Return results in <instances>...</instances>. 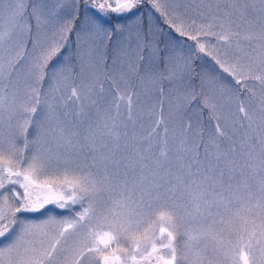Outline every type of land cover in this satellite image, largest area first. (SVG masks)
<instances>
[{
  "label": "snow or ice",
  "instance_id": "6c2138e0",
  "mask_svg": "<svg viewBox=\"0 0 264 264\" xmlns=\"http://www.w3.org/2000/svg\"><path fill=\"white\" fill-rule=\"evenodd\" d=\"M0 264H264V0H0Z\"/></svg>",
  "mask_w": 264,
  "mask_h": 264
},
{
  "label": "rangeland",
  "instance_id": "374dc122",
  "mask_svg": "<svg viewBox=\"0 0 264 264\" xmlns=\"http://www.w3.org/2000/svg\"><path fill=\"white\" fill-rule=\"evenodd\" d=\"M186 3L190 2V0H185ZM141 12L147 14L149 12V6H145L143 9H141ZM158 15V14H155ZM191 43V42H189ZM202 62V61H201ZM199 63V62H198ZM248 85L250 87H255L257 90H259V83L256 81H247ZM107 87V85H106ZM232 93L233 95H240L242 98V94H243V90L242 89H238L236 87H233L232 89ZM109 100L111 99V97H108ZM143 103V102H142ZM232 111L235 112V104L232 105ZM204 127H207V113H205L204 115ZM147 122L145 123V126H147ZM71 213H69L67 210H60L55 208V206L49 205L45 210H42L41 213H33V214H25L26 216L33 218V219H44L46 218L48 215H56L57 217H64V216H68Z\"/></svg>",
  "mask_w": 264,
  "mask_h": 264
}]
</instances>
